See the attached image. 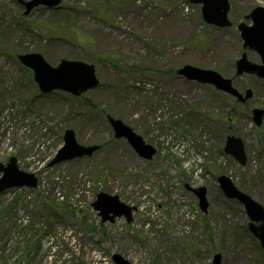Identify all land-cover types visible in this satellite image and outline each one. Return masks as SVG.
Segmentation results:
<instances>
[{
	"label": "rangeland",
	"instance_id": "1",
	"mask_svg": "<svg viewBox=\"0 0 264 264\" xmlns=\"http://www.w3.org/2000/svg\"><path fill=\"white\" fill-rule=\"evenodd\" d=\"M233 25L207 24L188 0H61L23 15L0 0V162L10 156L37 176L35 188L0 192V264H264L243 206L226 198L225 174L264 206V79L236 75L245 52L236 24L264 0H228ZM248 23V22H247ZM39 52L94 65L99 83L80 95L39 91L16 55ZM192 64L232 78L241 101L176 69ZM263 109L260 125L253 109ZM106 115L121 119L156 148L150 160L115 138ZM90 156L49 165L65 129ZM243 142L245 163L224 152L226 137ZM206 188V212L185 185ZM99 191L133 207L101 222ZM84 219L83 224L81 220Z\"/></svg>",
	"mask_w": 264,
	"mask_h": 264
},
{
	"label": "water",
	"instance_id": "2",
	"mask_svg": "<svg viewBox=\"0 0 264 264\" xmlns=\"http://www.w3.org/2000/svg\"><path fill=\"white\" fill-rule=\"evenodd\" d=\"M25 5L24 14H28L31 9L39 4L48 7L58 6L61 0H20ZM195 4H201V16L204 22L218 27H229L232 25L228 18L230 8L228 0H188ZM250 23L242 21L237 23L242 40V47L255 51L260 62H253L247 58L245 52L235 61V73L254 74L264 79V5H258L244 16ZM17 58L21 64L29 67L33 71V80L36 82L39 91L48 93L53 90H63L73 95L94 88L98 85L99 79L96 76L94 65L83 60L61 59L56 66L50 65L39 52L19 53ZM176 73L188 80L201 83H208L215 88L222 90L233 97L243 101L252 94L250 89L245 90L244 95L232 85V79L224 77L217 71L202 68L192 64H183L177 68ZM253 120L260 125L263 117V109H253ZM115 138H124L133 148L138 156L145 160H150L156 153V148L147 143L144 138L133 130L132 127L124 123L121 119L106 116ZM99 148L97 145H82L77 142L72 129H65L63 133V144L50 160L49 165L61 161L70 160L76 157L90 156ZM224 152L231 154L239 163H245V152L243 142L240 137L229 135L226 137ZM37 177L33 173L26 172L18 167L17 160L10 156L5 163L0 162V192L8 188L37 186ZM218 187L223 195L229 199L237 200L244 208L249 219L248 228L258 239L259 245L264 251V206L256 201L249 194L241 191L233 183L230 177L220 174L217 177ZM192 191L198 199V207L202 212H206L208 202L206 199V188L198 186L196 188L185 185ZM94 210L98 212L102 222H112L115 217L124 216L129 222L131 220L132 206L124 203L117 195H112L104 191L96 194L92 202ZM115 264H130L129 261L118 253L112 254ZM212 264H221V254L214 253Z\"/></svg>",
	"mask_w": 264,
	"mask_h": 264
},
{
	"label": "flooded vegetation",
	"instance_id": "3",
	"mask_svg": "<svg viewBox=\"0 0 264 264\" xmlns=\"http://www.w3.org/2000/svg\"><path fill=\"white\" fill-rule=\"evenodd\" d=\"M15 2H16V4H17V6L20 8V10L22 9V10H24V8H25V5H24V3H23V1H20V0H15ZM38 7H40V8H48L47 6H45V5H37V6H35V7H33L32 8V10H34L35 8H38ZM49 9V8H48ZM31 10V11H32ZM31 13V12H30ZM22 14H23V11H22ZM247 226H248V224H247Z\"/></svg>",
	"mask_w": 264,
	"mask_h": 264
},
{
	"label": "trees",
	"instance_id": "4",
	"mask_svg": "<svg viewBox=\"0 0 264 264\" xmlns=\"http://www.w3.org/2000/svg\"><path fill=\"white\" fill-rule=\"evenodd\" d=\"M81 222L84 224V223H85V220H84V219H82V220H81Z\"/></svg>",
	"mask_w": 264,
	"mask_h": 264
}]
</instances>
